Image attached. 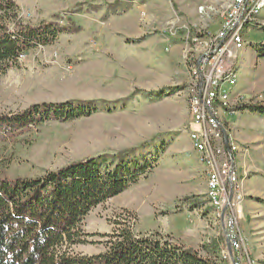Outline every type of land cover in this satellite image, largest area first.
Listing matches in <instances>:
<instances>
[{
	"label": "rangeland",
	"instance_id": "1",
	"mask_svg": "<svg viewBox=\"0 0 264 264\" xmlns=\"http://www.w3.org/2000/svg\"><path fill=\"white\" fill-rule=\"evenodd\" d=\"M14 1L24 22L54 19L79 30L28 50L19 58V68L0 75V113L62 101L92 100L99 109L88 117L49 121L0 139V176L35 178L122 149L135 148L136 156L157 152L149 174L89 212L82 223L86 242L71 246V252L102 253L107 235L127 227L211 255L203 246L223 236L188 138L196 125L188 114L192 79L187 59L220 28L228 0H122L121 5H112L115 0ZM259 42L264 43V8L244 33L231 90L247 102L264 103V59L252 47ZM227 121L232 133L236 128L249 143L243 147L260 159L264 118L242 111L228 114ZM243 177L248 186L244 199L252 207L245 208L240 225L254 264H264V167L249 169Z\"/></svg>",
	"mask_w": 264,
	"mask_h": 264
},
{
	"label": "trees",
	"instance_id": "2",
	"mask_svg": "<svg viewBox=\"0 0 264 264\" xmlns=\"http://www.w3.org/2000/svg\"><path fill=\"white\" fill-rule=\"evenodd\" d=\"M121 4L122 0L112 3ZM78 30L71 22L54 19L36 25L24 22L14 0H0V75L19 68V58L28 50ZM252 47L256 57L264 59V43ZM98 109L92 100L62 101L34 103L21 112L0 113V139L49 121L88 117ZM234 109L264 118L262 102L238 104ZM134 150L88 156L35 178L0 176V264H228L219 257L223 237L204 245L212 254L202 256L190 247L156 235L134 234L127 227L107 235L102 253L71 252V246L86 242L88 234L82 230V223L89 212L156 166L157 152L136 156L132 155Z\"/></svg>",
	"mask_w": 264,
	"mask_h": 264
},
{
	"label": "built area",
	"instance_id": "3",
	"mask_svg": "<svg viewBox=\"0 0 264 264\" xmlns=\"http://www.w3.org/2000/svg\"><path fill=\"white\" fill-rule=\"evenodd\" d=\"M263 8L264 0H228L220 28L187 59L192 79L188 114L190 124L196 125L188 130V138L206 177L208 205L224 238L219 257L228 264H254L240 225L244 177L237 158L243 149L231 132L227 115L239 112L234 109L238 104L247 103L241 92L232 95L231 90L237 83L244 33Z\"/></svg>",
	"mask_w": 264,
	"mask_h": 264
},
{
	"label": "crops",
	"instance_id": "4",
	"mask_svg": "<svg viewBox=\"0 0 264 264\" xmlns=\"http://www.w3.org/2000/svg\"><path fill=\"white\" fill-rule=\"evenodd\" d=\"M240 62H242V61H240ZM239 112H242V111H239ZM229 125H230V128L231 127L233 128V126H231L232 124L229 123ZM232 128H231V132H232ZM237 132H238L237 129L234 128V132L233 133L235 134V139L238 142V144L240 145V147L243 149V153L240 154L238 156V158H237V163H238L239 170H240L241 174L244 175V172L247 173V171L249 169H252V168H254L256 170V169H258V167H260V165H262L264 167V154L260 157V159L254 158L253 155H251L253 153L251 151V149L243 147L244 144H249V143H247L245 140H242L241 138H239L238 135H237ZM262 150L264 151V149H262ZM243 186H244V188H243L244 189V193H246V191H247L246 182H243ZM251 207H252L251 200L250 199H244V201H243V214H244L245 208L248 211H250Z\"/></svg>",
	"mask_w": 264,
	"mask_h": 264
}]
</instances>
